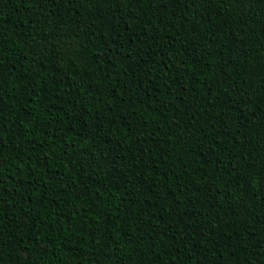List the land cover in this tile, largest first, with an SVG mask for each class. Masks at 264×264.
<instances>
[{
    "label": "trees",
    "instance_id": "16d2710c",
    "mask_svg": "<svg viewBox=\"0 0 264 264\" xmlns=\"http://www.w3.org/2000/svg\"><path fill=\"white\" fill-rule=\"evenodd\" d=\"M0 264H264V0H0Z\"/></svg>",
    "mask_w": 264,
    "mask_h": 264
}]
</instances>
